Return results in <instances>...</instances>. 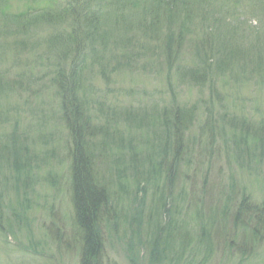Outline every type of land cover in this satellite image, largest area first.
Here are the masks:
<instances>
[{
	"label": "rangeland",
	"instance_id": "obj_1",
	"mask_svg": "<svg viewBox=\"0 0 264 264\" xmlns=\"http://www.w3.org/2000/svg\"><path fill=\"white\" fill-rule=\"evenodd\" d=\"M73 1L11 0L9 12L30 11L35 23L25 35L0 23V264H79L75 137L107 198L100 264H133L131 252L144 264H264V231L242 245L255 220L234 215L242 196L264 211V0H182L188 16L168 13L169 0H84L73 25L80 136L54 81L71 64L61 61L72 26L61 12ZM169 15L190 29L181 45L165 38ZM207 34L235 53L202 65L207 46L193 45ZM209 232L217 248L203 261Z\"/></svg>",
	"mask_w": 264,
	"mask_h": 264
},
{
	"label": "trees",
	"instance_id": "obj_2",
	"mask_svg": "<svg viewBox=\"0 0 264 264\" xmlns=\"http://www.w3.org/2000/svg\"><path fill=\"white\" fill-rule=\"evenodd\" d=\"M11 0H0V23L2 27L7 30L8 32H13V34H22L25 35L28 32V28L35 23V15L33 10V16H31L30 11L28 12H14L11 13L6 9L5 5H8L7 2ZM225 2L229 3L231 6H236L238 3V0H224ZM252 1V0H250ZM75 7L68 6L66 7L61 13H70V22L72 23V26L69 31L66 32V36L62 43L63 48V56H61V61L67 60L69 57L71 60V64L65 67L59 68L58 71H56V75L54 78L55 85L59 86L58 89L56 87V92L58 93L59 100L61 101L60 107L64 110V121L67 123L68 127L70 126V129H72V124L74 122V126L78 127V136H80L82 130L80 128H83L86 125V120L84 119L82 113L80 112V107L77 105L76 99L78 95L79 90V84H80V74L81 70L83 69V66L80 65L77 68L75 57H77L79 53V37L82 36L80 31L74 27V23L76 21V16L78 14V8L81 7L84 3V0H74ZM257 4L258 1L254 0V4ZM73 3L71 2L70 5ZM189 3L186 1L183 2L182 0H169L167 5H165L166 11L168 13L178 12L179 10L186 13L185 16L189 15L188 7ZM158 7V6H157ZM155 8V7H154ZM65 15V14H63ZM30 16V17H29ZM39 16V15H38ZM48 16L50 14L48 13ZM33 17L34 19H31ZM67 17V16H66ZM58 18V17H57ZM231 18H236V16H231ZM29 21V23H28ZM172 26H175L172 29ZM70 27V26H69ZM234 30H232L231 33H228L230 36H234L236 34L237 28L234 26ZM97 29V28H96ZM23 31V32H22ZM99 31V30H98ZM99 33V32H97ZM80 34V35H79ZM188 34V36H187ZM191 35L189 27L185 26L183 24V21H180L178 24L176 20H171V16H168V20L166 22V31H165V38L168 40L169 43H175V45H181L184 40H186ZM185 36L187 38L185 39ZM210 35H206V37H203L201 39H198L197 42H194L195 45H193V48H195V51L198 52L199 50H202L204 47L207 46L206 50L208 51V55L206 52H202V54L196 53L197 59L200 60L202 65L207 64L208 58L213 57V61L220 65L225 62V59L228 55L235 53V49L233 48H227L228 44L226 40H221V38L217 37V41L210 40ZM81 38V37H80ZM234 39V37H232ZM260 38V37H259ZM90 40L94 41L95 35L85 36L83 37V40ZM231 40V43L234 42V40ZM214 40V39H213ZM233 41V42H232ZM259 42V41H258ZM235 43V42H234ZM233 43V46H234ZM257 47L259 46V43H257ZM261 46L257 49L259 50ZM70 53L73 56L70 57ZM210 53V55H209ZM259 53V52H258ZM64 64V63H62ZM209 65V64H208ZM205 71L208 70V68H204ZM203 70L192 71L191 77L193 78L194 75L201 73L202 78L206 77V73ZM65 73V74H64ZM70 74V75H69ZM200 82V81H196ZM201 84V83H200ZM17 86V85H16ZM19 86V85H18ZM72 108V111H68L66 109ZM72 117L73 119H69ZM186 128L182 127L180 130V135H175V141L176 145L180 142L182 132L185 131ZM76 138V139H75ZM75 145H74V151L72 155V163H71V173H72V180H71V187H72V202H73V209H74V221L77 225L78 231H79V238H80V260L79 264H100V252L103 247V238L100 234L99 227L101 226V222L104 217H102L105 212L104 210L107 208V198L104 193V190L97 186L95 182L93 181V178L90 173V161L88 160V154L84 152L83 146L81 142H77L78 137H75ZM236 202V201H235ZM246 200L245 196H242V199L240 200L239 204H235L234 206L238 207V209L235 211V219L239 218V216L242 214V220L244 223H246L249 226H252L253 222L255 220V226L251 229V234L253 236H250V239H246L248 235L242 234V245H251L254 244V236L258 235L256 233L257 228L264 231V211L262 210V207L257 209V206ZM214 214V213H213ZM212 214V215H213ZM211 215V216H212ZM209 216V218L211 217ZM235 221V220H233ZM226 221H223V223ZM227 223V222H226ZM257 227V228H256ZM212 233H215L212 232ZM211 232L208 234L200 236V240L198 241L199 246H203L204 254L205 256L202 257L203 261L207 256H209L213 251H216L217 248V241L214 242V237ZM246 236V237H245ZM259 236V235H258ZM264 236V234H263ZM253 237V238H252ZM259 239H262V236H260ZM264 240V239H263ZM201 241V243H199ZM140 244H144V241L140 242ZM145 245V244H144ZM166 248V246H164ZM145 249V248H144ZM137 251V250H136ZM242 252H244L243 248L241 249ZM131 252V251H130ZM175 249H169L168 254L173 255L175 254ZM208 253V254H207ZM132 254V252H131ZM130 254L129 259L133 262V264H144L142 260L138 261V259ZM203 254V255H204ZM182 257V256H181ZM190 257V261L192 260V256ZM134 258V259H133ZM176 260H174L175 264L177 262L179 263V259L174 257ZM157 264V263H154ZM201 264V263H200Z\"/></svg>",
	"mask_w": 264,
	"mask_h": 264
},
{
	"label": "bare ground",
	"instance_id": "obj_3",
	"mask_svg": "<svg viewBox=\"0 0 264 264\" xmlns=\"http://www.w3.org/2000/svg\"><path fill=\"white\" fill-rule=\"evenodd\" d=\"M78 97V96H77ZM13 144V143H12ZM86 151V149H84V152Z\"/></svg>",
	"mask_w": 264,
	"mask_h": 264
}]
</instances>
